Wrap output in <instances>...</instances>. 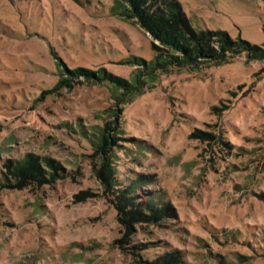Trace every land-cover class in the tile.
Masks as SVG:
<instances>
[{"label": "rangeland", "instance_id": "obj_1", "mask_svg": "<svg viewBox=\"0 0 264 264\" xmlns=\"http://www.w3.org/2000/svg\"><path fill=\"white\" fill-rule=\"evenodd\" d=\"M177 1L256 49L146 83L159 41L115 0H0V264H264V0Z\"/></svg>", "mask_w": 264, "mask_h": 264}, {"label": "trees", "instance_id": "obj_2", "mask_svg": "<svg viewBox=\"0 0 264 264\" xmlns=\"http://www.w3.org/2000/svg\"><path fill=\"white\" fill-rule=\"evenodd\" d=\"M115 2L118 9L114 13L126 19L136 21L141 28L159 41L157 53L153 58L148 61L136 58L143 65L146 83H153L157 77L156 72L160 70L166 71L171 67L196 70L212 63L222 62L226 51H231L235 48L248 50L253 47L256 49L253 45L250 46L247 41L241 40L239 37L237 39L229 38L223 30H196L184 15L185 13L177 0H115ZM99 72H102V69ZM79 73L87 76L93 74V72L82 70L80 67L70 72L71 75ZM104 75L105 73H103ZM96 78L101 79L98 75H96ZM110 78L114 80L116 91L122 88V90L130 94L141 92L139 85L143 82L138 81L137 74L134 75V79H130L129 81H125L119 77ZM65 81H68V79H65ZM118 120L120 121V118L116 117L114 121L118 122ZM106 126L108 125L106 124ZM106 126L100 130L96 129L95 132L91 131L98 138L96 140L98 146H106L112 140V136H110L107 128H105ZM29 161L30 158L26 157L23 161L16 162L13 167L19 174L26 175L28 174L26 166ZM34 165L36 166L37 164L35 163ZM39 175L41 176L40 173L37 176ZM106 185L109 187L112 185L111 189L115 192L112 195L116 196L115 204L120 211V219L124 221L130 218L133 220H140L145 217L149 218V215L145 212V208H142L135 201L137 197L133 195V182L126 185L125 189H120L119 187H113L116 184L112 183V179L108 178ZM146 207L151 212L150 216L153 218L151 220H156L158 215L162 213L155 203H149ZM164 208L166 210V207ZM171 258V262L169 263H175V257L172 256Z\"/></svg>", "mask_w": 264, "mask_h": 264}]
</instances>
